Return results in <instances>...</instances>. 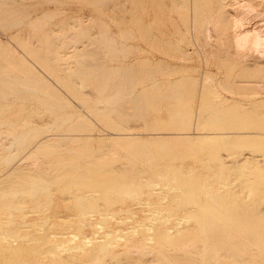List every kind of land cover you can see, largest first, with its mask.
<instances>
[{
	"label": "rangeland",
	"instance_id": "rangeland-1",
	"mask_svg": "<svg viewBox=\"0 0 264 264\" xmlns=\"http://www.w3.org/2000/svg\"><path fill=\"white\" fill-rule=\"evenodd\" d=\"M235 1L0 0V61L6 60L5 58L7 52L9 50H13L16 51L19 55V58H21L20 65L23 67V69H16L15 67L10 65L6 67L4 73L10 74L13 77L20 76L23 78H28L27 72L30 71L44 81V87H49V91L47 90V88H36L37 93L34 91L32 93L28 91V88H26L25 84L18 83L14 88H12L11 86L3 85L0 82V89L3 88L7 91L6 94H0V121L4 120L2 115L7 112H11V114L14 116V121L16 119H18V121H23L20 119L21 116H23V114L25 113H28L29 116L27 117V121L31 120L33 121V124L38 126V128H36L32 132L33 135L37 136L40 134L45 135L47 134V132L49 133V128L56 127V121L52 117L56 116L57 114H60L62 116L61 119L58 120V122L63 123L66 121L64 123L66 126L73 123L75 118L82 119L87 126V130H85L83 133L88 134L87 136H89V139L76 140L75 142H72V146L75 152L81 153L82 155L77 156V159H81L83 162L86 161L85 164H93L92 166H95V168L84 171H67V176H65V178L59 177L56 179V182H54L53 184V188L57 189L60 185L62 186L68 182H72V184H75L82 178V176H72V174H84L88 179L83 182L81 189L88 188L89 191L86 194V199L84 198L85 202H87L86 200H88V202L90 201L89 203H91L93 200H101L104 196L103 185L105 183H110L114 180L123 179V177L128 176L125 171L124 164H129V162L133 160L130 158L131 156L132 158L134 157V159H136V154L137 159H143L146 156V158H144L142 162H145V164L147 163L149 166H146L145 164L141 166H145L144 169L146 168L150 173H154L158 170L160 171L161 169L164 171L168 169V172H165L169 177H173V181L171 180L169 181L170 183L168 182L169 185L166 184L163 186L162 192H160V194L154 195L151 198H149V196L146 194L138 197L143 203L141 205H138V208L135 204L134 207L136 209H149L152 206L150 204H145L146 200H159L161 203L160 206L163 208L162 215H168L176 218L178 216L184 217L186 215H200V209L202 207H204L202 209L211 207L212 203V207L218 206L216 208H222L224 206L226 207V209H231V211L233 209L232 212L235 211V208L239 209L241 207L244 209L246 208L247 210H251L252 208H260L262 212L259 214V216L257 214L256 215L258 217H262L260 218V222L263 223L262 225L264 226V200L262 199L264 197H261L259 195V191L258 193L256 192L258 189H261L260 191L263 190L264 192V183L262 182L264 181V178L261 177L262 174L264 177V160L260 161L261 163L254 164L253 168L248 170V173L251 172L250 176H248L249 174L247 172V174L242 173L243 175L237 173H235L236 175H233L234 172L231 174L229 171L228 173L231 174V176L229 175L230 177L227 176L226 178L229 177V179L231 180L227 182L224 180L226 183L229 182L227 184L228 186L224 184L223 181H221L223 180L222 178H220V180L216 177V172L220 171V169H218L219 167H211L219 161V157H223L225 161L228 159L226 161L228 162L230 156L228 157L227 155H231V152H233L232 150L235 151L239 149L238 147H242V149L247 146L251 147L248 150L246 149V151H242L244 153L252 152L258 154L257 152H260V155L264 154V147H258L259 144L264 143V125H262L264 123L263 51H261V53L257 52V48H253L255 50H248L245 48V50H241L240 48L242 47L238 45L239 42L237 43V38H235L232 34L233 27L231 26L233 24L235 15H240L239 12H241V16L243 15L244 17L247 15V17H244L243 20V22L245 21L243 23V29L247 27L246 29L264 30V0H240V7L237 6L238 4L233 3ZM241 1L243 5L240 4ZM246 4L248 5V9L246 7ZM28 14L30 16H27L28 18H26V15ZM209 18H213V20H215L213 21ZM205 20L210 21L208 24H206L207 22ZM203 23H205L206 25ZM202 26L205 30L201 28ZM256 26L257 28H259L257 29ZM87 47H90L89 50L85 49ZM97 47L98 50L96 51ZM86 50L88 52H86ZM98 56L99 58L101 56V58L99 59ZM88 61L91 63V65ZM92 62H94V65H92ZM82 66H84V76L83 74L76 75V70L78 71ZM101 66H103L104 70H108L109 73L107 86L105 87L108 91L114 86V83L116 84L119 82H117V80L121 79V77L124 76L126 72L130 71L128 72V74L130 73V75L135 76V81L132 86L133 94L129 97L135 96L138 93L140 95L142 94L141 92H143V94H150L154 96L157 94L156 96L159 99L161 97L163 98L159 100L155 96L154 98L157 99H153L152 101H150V103L149 101H147L146 104L148 105H146V112L148 116L145 112L146 115L142 114V118H140L142 112L140 108H138V110L141 111H139L140 115L135 114L133 116H130V120L128 119L125 112H123L126 115L124 116L121 108H119V110H121V113H118V108H111L107 111V101L103 100L106 98H104L103 93L98 90L97 86L99 77L98 75L96 76V73H98L102 69ZM78 67L79 69H77ZM151 67H154V69L152 70ZM69 81L75 82L77 84L70 85L68 84ZM155 82H157V85H153V83ZM181 82H185L184 84H186L185 86H187V88L185 86L183 87V84ZM84 83L85 86L88 87H85ZM72 88H77V90ZM81 89L84 91L82 92ZM87 89H89V91ZM183 92L186 93L184 94ZM129 97H127V99H129ZM25 106L28 108L25 109ZM177 108L178 110H176ZM171 110H175V112L171 113ZM180 110H182V115H180L181 118L178 117L177 119H173V114L175 115V113H178ZM185 111H187V114H184ZM212 114H216L215 117H217L218 115L221 119L218 117L215 118L214 116H212ZM229 114L232 115H230L231 118ZM249 114H251V116ZM119 115L123 117L118 118ZM145 116H147L148 120ZM204 116L206 120L204 119ZM124 117L127 118V120L130 122H128ZM207 118L212 119L208 120ZM257 118L259 120H257L259 122L257 123L262 128L257 126L258 124H253L255 123ZM125 120L127 121V124L125 125L129 126V128L127 130L123 129V134L127 135H124L122 140L118 141L119 143H117L116 145L117 140H115V142L112 141L114 140L113 137L116 133H120V131L122 132V129L118 128L123 127L122 125L124 124L121 122L125 123ZM233 120L235 122L237 121L238 123L236 128V123L233 124ZM249 120L251 122H249ZM260 120H262V124L260 123ZM229 121H232L230 125ZM239 121L242 122L240 123ZM151 122H153L152 126ZM165 122L168 123L169 126L166 125ZM199 122L202 123V127H200V129L203 128L202 130L204 131L208 130H205L207 124V126L211 124V127H218L216 130H218L219 128L221 130L220 126L225 124L224 127L222 126V130L228 129L231 131V129L237 130L239 128V131L252 130V132L254 133H252L253 136L252 139L250 138L251 140L249 139V137L246 138L248 139V141L239 137L237 138V142H235L236 140H233L234 142H232L231 140L227 143L225 142L226 145L229 144V146L225 145L227 148H230L231 145H233V147L235 146V149H233V147L231 146V148H228L227 151L226 148H224V141L220 138H214L213 141H217H215L214 143L212 140H209L210 138L208 137H206V140L205 138L200 139L202 138L200 137V133L204 131L201 130V132L197 129L199 128L198 126H200L197 124ZM204 122L208 123L205 125ZM47 123L49 124L48 126ZM163 123H165V125H160ZM186 123H189V127L191 128L186 127ZM226 123L230 127L226 126ZM44 124H46V126ZM232 125L235 129L231 128ZM147 126H150L152 129ZM154 126L157 127H155L156 130L154 129ZM163 126L169 127V133L168 131H166L167 133H165L164 130L166 129H164ZM173 126L177 127V129H173ZM8 127L12 128L13 126L11 125ZM19 127L20 126H18L17 124L16 126L14 125L13 131H15L16 133ZM157 129L162 130H160V134L158 133ZM171 129H173V133H171ZM255 129H257V131ZM175 130H179L180 133L179 131L177 133ZM197 130L199 132H197ZM258 130L260 131V133ZM50 132L57 133L59 132V130H53ZM255 132L257 133V135H255ZM197 133L198 140L195 139V134L197 135ZM168 134L169 136L174 134L171 136V140L170 137L167 136ZM182 134L186 135L187 137L190 134L191 140L193 137V139L196 141H191ZM180 135H182L181 137L183 140L184 138H186V141H183ZM254 135H259V138L263 139H260L258 142L257 139L259 138L254 137ZM161 136H163L164 138L168 137V141L166 142L165 140H167V138L164 139ZM148 137H154L152 139L153 142L151 141V139L149 141L150 143L152 142V145L150 144L151 146H149L148 141H146L148 140ZM158 138L160 139V142H158ZM240 138L243 139L241 140V142H239ZM7 139L8 138L5 136L4 140L6 141ZM255 139L257 142L255 141ZM161 140L164 142V144ZM172 140L173 143H171ZM177 140H179V143ZM261 140H263L262 143ZM122 141L123 144L122 146H120L119 144L122 143ZM124 141H127V143L129 144H125ZM168 142L169 145L166 144ZM154 143L156 145H154ZM177 143L179 145H177ZM211 143H213V145H215L216 143L217 147L219 146V144H221V149L223 148V152L221 151L219 153V151L221 150L219 146V156L216 152L218 149L212 150L213 154H211ZM124 144L125 146H123ZM159 144L160 146H158ZM189 144H192L191 147ZM200 144L201 146H199ZM206 144L209 145V148ZM186 145L188 146V148L186 147ZM61 146L64 147V150ZM65 146L64 144L54 141L50 144L45 145L39 152L38 157L42 161H47L54 155L59 154L60 151L58 150L61 149L62 151H65ZM113 146H115V149L116 146L119 147L120 152H122L121 157H119L122 160H120L119 158H113L112 160V157H110L111 155L109 156V154H111L110 152L114 149ZM197 146L202 148V150L204 151L202 152L203 154L201 153V150L197 149ZM252 146H257V150L254 151L252 149ZM203 147H205V150ZM213 147L214 146H212L211 148L213 149ZM152 149L153 153H151ZM260 149H262L263 152ZM194 150H196V152ZM239 150H241V148ZM101 151H104V153ZM136 151L139 153H137ZM142 151L144 153H142ZM148 151L152 156L149 157L150 153ZM224 151L230 154H227ZM127 153L130 155V157ZM207 153L209 154V156L206 157V155H208ZM215 153L216 155H214ZM139 154L143 157L140 158L141 156ZM200 155L201 157H199ZM104 156L106 158H104ZM126 156L131 160L126 159ZM214 156H216V158L218 159H216ZM2 157L3 154H0V161H2ZM24 157L25 160L28 161V163H31L33 161V159L32 161H30L31 159L29 154H25ZM210 157L214 158L211 160ZM104 160L107 161V163L110 162V164L112 160V163H114L115 166L117 165L121 169H123L121 170L119 167H117L116 169L118 170H114L115 172L105 168L101 169V167L105 165L103 162ZM118 160L122 162H119ZM100 162L101 164H103H100L99 168L97 167V165H99ZM149 163H152L154 165L151 166V164ZM121 165L123 167H121ZM229 165H231V167L235 166L230 161L225 166L228 167ZM259 165L263 168H260ZM259 170H263L261 175ZM39 173H41V171H35L32 173V175H35L34 177H36L39 175ZM255 173H257V175ZM244 174L248 177V179H246L247 182L249 180L248 183H246V181H242V183L240 182V179L243 177L238 179L240 176H244ZM238 175L240 176L238 177ZM147 176H143L142 179L144 181L142 182H146ZM193 176H197L195 182L191 181L192 178H194ZM205 176L209 178L205 180L202 179L201 181L198 180L200 179V177L204 178ZM175 177H177V180L175 179ZM187 177L188 180H186ZM15 178L20 179L21 176L19 177V175H16ZM182 178L183 181L186 182L183 183V181H181ZM255 178L260 180L262 178V180L252 181ZM193 180H195V178ZM199 181L200 183H198ZM250 182H253L254 184H251ZM162 183H164V180H162ZM196 183L197 185L199 184V189L196 187L197 185L195 186ZM256 183L260 184L258 185ZM177 184H179L178 187L175 186ZM191 185H194V190L191 189ZM257 185L259 186V188L257 187ZM170 186L173 189H171ZM174 186L177 188L176 190L174 189ZM202 186H206L207 188L211 187V189L213 188V190H217L219 187H221V191L215 198L211 197L209 199V202L207 201V198L204 194H199L200 200L199 203L196 202L198 203L197 205L195 202H188L186 200L187 198H184L188 197L190 192L196 191L197 189L199 192H201V190H203ZM252 186L255 188L252 189ZM200 188L202 189L200 190ZM61 189L62 187H60L58 191ZM251 189L252 191L255 189L257 190L252 192ZM234 191H237L235 192L236 194H233ZM185 192L186 194H184ZM263 192H261V195H264ZM253 193H257V196L261 197L260 199H262V201L258 198L259 201H261V204H259L260 202L258 201L257 196L253 197ZM59 194H61V197H58L57 199L54 198V201L49 205L40 208L36 213H31V220L38 221L39 219L40 221H42L43 218L48 217L52 223L48 227L45 226L46 228L41 231L36 230L38 226H33L29 231V234L31 235L30 237H37L40 239L43 232H48V230L58 231L59 228L56 223L62 217H77V215L75 214H78V212H76L78 210V207L75 205V200L68 198L70 194L63 192L61 193L60 191L57 192V195ZM164 194L167 195L163 196ZM181 194L184 197H181ZM221 194L224 195L222 196ZM173 195L175 197H173ZM219 195H221L222 197ZM220 197L221 199L219 201ZM178 198H181L179 199V203H181L180 205L178 203ZM251 199H254L257 203ZM232 200L236 202L232 204ZM193 203H195V205H192ZM200 203H202L201 206ZM249 203H252L250 205L256 204L257 206V204H259L260 206H257L256 208L255 206H252V208L249 209V207H251H248ZM244 204H246V206ZM44 209L46 210L44 211ZM192 210L195 211V214ZM40 211L44 212L40 213ZM145 213L146 212L141 211L138 212L140 217L145 215ZM234 213L231 214L236 215V213ZM122 214L124 213H121V215ZM237 214L240 215V213ZM189 224L193 225L194 220H191ZM249 225L251 224L249 223ZM257 229L255 230V233L253 235L254 237H252L254 238V240L261 238V236L258 235ZM248 230L249 229L245 230L246 232L244 230L240 232L237 231L233 237L236 240L240 239V241H243L245 239L244 241H248L247 235L249 232H251V230ZM86 231L89 230L86 229ZM150 232L154 233V229H152V231L150 230ZM242 232L247 233V239L243 237L244 233ZM260 232L261 231H259V234ZM238 233H240L241 236H239ZM248 248L252 249L257 247L255 245H252L251 247L248 246ZM148 254L146 256L144 254V256H148V258L152 259L156 258L155 253L149 254L150 257ZM136 256L139 255L136 254ZM225 259L227 258L225 257ZM225 259L223 260V262L227 261ZM157 264H159L158 261ZM187 264H192V262L190 261Z\"/></svg>",
	"mask_w": 264,
	"mask_h": 264
},
{
	"label": "bare ground",
	"instance_id": "bare-ground-1",
	"mask_svg": "<svg viewBox=\"0 0 264 264\" xmlns=\"http://www.w3.org/2000/svg\"><path fill=\"white\" fill-rule=\"evenodd\" d=\"M239 2H240V0H236L233 3H236V4H238L237 6H239ZM101 4H103V3H101ZM240 4H242V1ZM248 4H250V3H248ZM239 7H238V9H239ZM246 7L248 9V5ZM243 10H244V8H243ZM239 13H240V15L239 14L235 15V17L233 19V24L231 25L233 27L232 34L235 38H237L236 41H237V43L239 42L238 45H240L242 47V48H240V47L239 48L241 50L242 49L243 50H245V49H248V50L251 49L252 50L253 48H255V49L257 48L256 51L260 52V53H261V51H263L262 54L264 55V30H262V29L261 30L260 29L259 30L246 29L247 28L246 26H245L246 28L244 27L245 29H243V25H244L243 23L245 22V21L243 22V20H244V17H247V15L243 17V15L241 16V12H239ZM243 13H244V11H243ZM27 16L29 17L30 15L29 14L26 15V18H28ZM209 19L213 20V18L212 19L209 18ZM246 20H247V18H246ZM205 21H203V22H205ZM209 21H206L207 22L206 24H208ZM211 23H212V21H211ZM203 24H205V23H203ZM201 28L204 29L203 26ZM256 28H257V26H256ZM94 46H92V47H94ZM89 48L87 47L85 49L89 50ZM255 49H253V50H255ZM259 49H260V51H259ZM87 50H86V52H88ZM97 50H98V47L96 48V51ZM261 55H259V56H261ZM4 58H5V56H4ZM98 58H99V56H98ZM100 58H101V56H100ZM5 59L6 60L0 61V82H1V84L5 85V86L6 85L11 86L12 88H14L16 86V84L22 83V84H25L26 88H28V91H30L32 93H33V91L34 92L37 91L36 88H47V90L49 91V89H48L49 87L43 86L44 81L40 77L31 73L30 71L27 72L28 78H23L20 76H14L13 77L10 74L4 73V71L6 70V67H8L10 65L15 67L16 69H23V67L20 65L21 58H19V55L16 51H13V50L10 51L9 50L7 52ZM90 62H91V60H90ZM93 63L94 62H92V65H94ZM90 65H91V63H90ZM101 67H102V69L98 73H96V76L98 75V77H99V79H98L99 81L97 82V86H98V90H100V92L103 93L104 98H106V99H103V100L107 101L106 105H108V106H106V108H107L106 110L108 111V109L110 110L111 108L112 109L118 108V110H119V108H121L122 113L125 112V114H127V117L129 120L131 119L130 116H133L135 114L138 115L139 111L141 110L142 112L140 111L141 112L140 118H142V114L144 115L146 112V109H147L146 105H148V104H146V102L149 101V103H150V101H152L153 99H157L158 98L156 96L157 94L155 95L157 98H154L155 97L154 95L143 94V92H141L142 94H140V95L138 93L135 96L129 97L130 95L133 94L132 86H133L134 81H135L134 80L135 76L130 75V73L128 74V72H130V71L126 72V74L124 76H122L121 79L117 80V82L119 81L118 83H116V84L114 83L115 87L113 86L111 89L108 88L109 89V91H108L105 87L107 86V80L109 78V73H108V70H104L103 66H101ZM131 68H133V67H131ZM151 68H150V70H151ZM77 69H79V67ZM153 69H154V67L152 68V70ZM132 71H134V70H132ZM75 73H76V75L83 74V76H84V74H85L84 66H82L81 69H79L78 71L76 70ZM85 83H84V86H85ZM156 83L157 82L153 83V85ZM184 83L185 82L182 83L183 87L186 85ZM68 84L74 85L77 83L69 81ZM172 84H173V82H172ZM81 86H83V85H81ZM85 87H88V86H85ZM185 87L187 88V86H185ZM72 89L77 90V88H72ZM87 90L89 91V89H87ZM83 91L84 90H82V92ZM79 92H80V90H79ZM6 93H7L6 90H4L3 88L0 89V94H6ZM85 94H87V93H85ZM127 97H129V99H127ZM161 98H163V97H161ZM159 100H157V101H159ZM3 107H1V108H3ZM26 108H28V107L25 106V109ZM138 108H140V110H138ZM102 109H104V108H102ZM121 110H119L118 113H121ZM137 110H138V113H137ZM172 110H171V113L175 112V110L174 111H172ZM176 110H178V108ZM186 112L187 111H185L184 114H187ZM213 113H215V112H213ZM125 114H124V116H126ZM146 114H147V112H146ZM180 115H182V110H180L178 113L176 112L175 115L173 114L172 118L173 119H175V118L177 119L178 117L181 118ZM215 115L212 114V116H214V117H215ZM230 115L231 114H229V116ZM249 115L251 116V114H249ZM28 116H29V114L25 113L20 118L23 121H18V119H16L14 121V116L11 114V112L10 113L7 112L4 115H2L4 120L0 121V152L2 151L0 154H3L2 161H0V264H157V261L159 262V264H174V263H176V264H187L190 261L192 262V264H264V226L262 225L263 223L260 222V220H261L260 218H262V217L261 216L258 217L262 211L260 210V208L259 209H253L252 208V206L253 207L255 206V208L257 206H260L259 204H261L262 199L264 200V198L260 199L262 196L264 197V195H261L262 194L261 192H263V190L260 191L261 189L260 190L255 189V190H257L256 191L257 193L259 191V195L261 197H258L257 193L254 194L255 192L253 193V195H254L253 197L257 196V199L259 198L261 201H259V199H258V201L260 203L257 204V206H256V204L250 205L255 201L254 200L255 198L251 199L254 201L252 203H249V205L247 204L248 207L251 206V207H249V209L252 208L251 210H247L246 208L244 209L242 207L241 208L238 207L239 209H236L235 208L236 206L233 207V208H235L234 212L236 213V215H232L234 213V212H232L233 209L231 211V209L230 210L226 209V207H224V206L222 208L221 207L216 208L218 206L215 205L216 207L213 206L214 207L213 208L212 202H211L212 203L211 207H206L205 209H202V208H204V207H202L201 208L202 210L200 209V212H201L200 215H196L195 211L192 210V211H194L193 213L195 214V216L194 215L187 216L185 214L186 216H184V217L178 216L176 218H173L172 216H168V215H162L163 208L160 206L161 203L159 200H153V201H151V200L147 201L146 200V203L145 202L144 203L150 204L152 206L151 208H149V209H136L134 207L135 204L137 205V208H138V205H141L143 203L141 201V199H139L138 197H140L143 194H146L149 196V198H151L154 195L160 194V192H162L163 186L166 184L169 185V183H170L169 181H171L173 179V177H169L168 174L165 172L168 169L165 171L161 169L160 171H163V172H160L158 170L155 172L153 171L154 173H150L149 170H147L146 168L144 169L145 166H143V167L141 166V165L145 164V162L143 163L142 160H144V158H146V156L143 159H137V157H136L137 155L135 154L136 159H134V157L133 158H132V156L130 157V155L127 153L128 156L133 160L131 162H129V164H124V163H121V164H124V168H125V171H126L128 176L123 177V179L114 180L110 183H105L103 185L104 186V188H103L104 189L103 190L104 196L102 197L101 200H95V201L93 200L91 203H89L90 201L88 202V200H86L87 202H85L84 198L86 199V197H87L86 194L89 191H88V188H84V189H81V188H82L83 182L88 179L86 175H84V174L73 175L72 174V176H82V178L75 184H72V182H68V183L61 186L58 183L60 186L58 185L59 188H57V189L53 188V184H54V182H56L57 178H59V177L65 178V176H67V174H66L67 171H71V172L77 171V170H83L84 171V170H90L92 168H95V166H92L93 164L92 165L85 164L86 161L83 162L81 159H77V156H82V155H81V153L75 152L74 148L72 146V142H75L76 140L89 139V136H87L88 134L83 133L85 130H87L86 123L80 118H75L73 123L66 126L64 124L66 121L63 123L58 122V120L61 119L62 116L60 114H57L56 116L52 117L56 121V123H55L56 127L49 128V133L47 132V134H45V135L40 134V135L35 136L32 134V132H33V130L38 128V126L33 124V121H31V120L27 121ZM147 116H148V114H147ZM147 116H145L146 119H147ZM212 116H210V117H212ZM231 116H230V118H231ZM250 116H248V117H250ZM252 116H254V115H252ZM120 117H123V116L119 115L118 118H120ZM217 117L220 118L218 115H217ZM217 117H215V118H217ZM124 118H122V119H124ZM125 119L127 120V118H125ZM204 119H205V116H204ZM211 119L212 118H210L208 120H211ZM126 120H125V123L124 122H121V123H123L124 125L127 124L126 122L128 120L127 121ZM216 120H219V119H216ZM257 120H258V118L256 119L255 123H253V124H255V125L258 124L259 120L258 121ZM118 121H121V120H118ZM122 121H124V120H122ZM202 121H204V120H202ZM46 122H48V121H46ZM46 122H44V123H46ZM128 122H130V121H128ZM217 122H219V121H217ZM229 122L228 123L230 125L232 123V121H229ZM249 122H251V121L249 120ZM261 122H262V120H260V123ZM152 123L153 122H151V126H152ZM165 123L160 124V125H165ZM200 123L201 122L197 123L200 126L197 125L199 128H197V126H196V128L201 131L203 128L200 129V127H202V123L201 124ZM207 123L204 122L205 125ZM235 123H236V126L235 125L234 126L236 128L238 123H237V121L236 122L234 121L233 124H235ZM16 124L20 127H19V129H17V131L15 133V131H13V129H14V125L16 126ZM149 124H150V122H149ZM211 124H212V121H211ZM11 125L13 127L9 128L8 126H11ZM44 125L46 126V124H44ZM48 125L49 124L47 123V126ZM124 125H122L123 127L118 128V129H122V132L121 131H120V133L115 132L116 134L113 137L114 140H112V141L115 142V140H117L116 145H117V143H119L118 141L122 140L124 135H127V134H123L124 133L123 129L127 130L129 128V126H126V125L124 126ZM160 125H159V127H160ZM166 125H168V123H166ZM207 125H206L205 130H207V129L208 130L207 131L202 130V131H204V132L201 131L202 133H200L201 134L200 137H202V138H200V137L199 138L200 139L205 138V140H206L207 139L206 137H208V138H210L209 140H212V141L214 140V138L215 139L220 138L224 141V142L222 141L224 146L226 145L225 142L227 143L230 140L232 142H234L233 140H236L235 142H237V138H239V137L243 138L244 140L248 137H249V139L250 138L252 139V136H253L252 133H254V132H252V130L245 129L248 131H244V130H241V128H240L241 131H239V128L237 130H232L231 128H233V125L230 128L231 131L228 129L226 130L224 128H223L224 130H222V126L224 127L225 124L220 126L221 130H220V128L218 130H216L218 128V127L215 128L216 126L211 127L212 125L211 126L210 125L207 126ZM229 125H227V123H226V126H229ZM262 125H264V123ZM168 126H163L164 129H166V130H164L165 133H167L166 131H168V133L170 131ZM176 126H177V124H176ZM257 126L261 127L259 124ZM147 127L151 128L150 126H147ZM155 127L156 126H154V129H155ZM170 127H172V126H170ZM173 127H174L173 129H175V128L177 129V127H175V126H173ZM186 127L191 128V127H189V123L188 124L186 123ZM229 127H227V128H229ZM243 127H244V125H243ZM235 128H233V129H235ZM173 129H171V133L174 132ZM53 130L54 131L59 130V132H57V133L56 132H50ZM160 130H158V133L162 131V130L161 131ZM182 130H183V128H182ZM198 130H197V132H199ZM255 130L257 131V129H255ZM175 131L178 133L179 130L178 131L175 130ZM179 133H180V131H179ZM185 133H187V132H185ZM259 133H260V131H259ZM110 134H112V133H110ZM150 134H152V133H150ZM190 134L188 136L189 138L186 135H183V134L182 135L187 137V139L191 140ZM152 135H154V134H152ZM161 135H164V134H161ZM172 135H174V134H172ZM177 135H179V134H177ZM182 135H180V137ZM255 135H257V133ZM255 135H254V137H258V138L260 137L259 136L260 134L258 136H255ZM5 136L8 138L6 141L4 140ZM167 136H169V134ZM171 136H169L170 140H171ZM195 136H196L195 139H197L198 133H197V135L195 134ZM161 137H163V136H161ZM153 138H149V137L147 138L148 140H146V141H148L149 146L152 145V142H153L152 139ZM166 138H167V140H165V141L167 142L168 137H166ZM166 138H164V139H166ZM241 138H240V140L238 139L239 142H241V140H243ZM91 139H92V137H91ZM150 139L152 141L151 143L149 142ZM172 139H173V137H172ZM181 139H182V137H181ZM185 139L186 138H184V140ZM256 139H255V141H256ZM260 139H263V138L257 139L258 142ZM157 140H158V142H160L159 138ZM170 140H169V142H170ZM192 140H194L193 137H192ZM54 141H57L61 144H64V146L66 145L65 151H62L60 149V150H58V151H60L59 154L54 155L53 157H51L47 161H42L38 157L39 152L42 150V148L45 145L50 144ZM177 141L179 143V140H177ZM195 141L196 140H194V142ZM215 141H213V143ZM246 141H248V139H246ZM169 142L166 144L169 145ZM242 142H244V141H242ZM262 142H263V140H261V143ZM124 143L129 144V143H127V141H124ZM155 143H154V145H156ZM162 143L164 144L163 141H162ZM171 143H173V140ZM178 143H177V145H179ZM213 143H211L212 144L211 147L212 146L215 147L216 143H215V145H213ZM219 143H221V142H219ZM122 144H123V141L119 145L122 146ZM125 144L123 146H125ZM191 145H190V147H191ZM206 145L209 148V145L208 144H206ZM227 145L229 146V144H227ZM118 146H116V149H115V146H113L114 149L110 152L111 154H109V156L111 155L110 157H112V160H113V158H117V159L119 158L120 160H122L120 158L122 152H120ZM158 146H160V144ZM199 146H201V144ZM219 146L218 147L221 149V144H219ZM226 146L224 148H226V150H227L229 147L227 148ZM231 146L233 147V145H231ZM231 146H230V148H231ZM61 147H63V146H61ZM186 147L188 148L187 145H186ZM205 147H203L204 150H205ZM211 147H210L211 154H213L212 150L218 149L216 151L217 155H218V151L220 149L217 147V145L215 148L213 147V149ZM247 147H244L245 149L244 148L242 149V147H238L239 149L241 148V150L237 149L240 153L237 150H235V151L232 150L233 152H231V155H227L228 157L230 156L229 161L231 163H233V165H235L234 167H231V165H229L228 167L225 166L229 161L226 162L228 159L225 161L223 159V157H221V158L219 157V161L217 160L218 162H216L215 165L211 166L212 168H218L219 167L218 169H220L221 172L220 171L216 172V177L219 179L222 178L223 180H221V179L220 180L223 181L224 184L227 185L229 183V182L228 183H226V182L231 180V179H229V177L231 176V174L233 172H234L233 175L235 173H237V174H242V173H246V172L248 173V170L252 169L254 164L261 163L260 161L264 160V154L260 155L259 154L260 152H257L258 154H255L252 152L251 153L242 152L244 150L246 151V149L248 150L251 148L250 146L248 148ZM258 147L263 148L264 143L259 144ZM111 148H112V146H111ZM149 148H151V147H149ZM197 149L201 150V153L204 152L202 150V148H200L198 146H197ZM222 149L219 151V153L221 151L223 152ZM233 149H235V146L233 147ZM252 149L254 151H256L257 146L256 147L252 146ZM63 150H64V147H63ZM149 150H151V149H149ZM191 150H192V148H191ZM206 150H208V149H206ZM260 150H262V149H260ZM194 151L196 152V150H194ZM101 152L104 153V151H101ZM140 152H141V150H140ZM247 152H249V151H247ZM262 152H263V150H262ZM137 153H139V152H137ZM142 153H144V152L142 151ZM142 153H140V154H142ZM151 153H153V149H152ZM151 153H150L149 157L152 156ZM225 153H227V152H225ZM25 154L30 155V159H31L30 161H32V159H33V161L31 163L30 162L28 163V161L25 160V157H24ZM99 154H101V153H99ZM227 154H230V153H227ZM83 155H85V154H83ZM102 155H104V154H102ZM214 155H216V153ZM124 156H125V154H124ZM140 156H141L140 158L143 157L142 155H140ZM207 156H209V154L206 155V157ZM199 157H201V155ZM214 157L216 158V156H214ZM214 157H210L211 160ZM104 158H106V157L104 156ZM107 158H109V157H107ZM130 158L127 157L126 159L131 160ZM202 158H204V157H202ZM126 159H124V160H126ZM216 159H218V158H216ZM105 160L103 161L105 165L103 167H101V169L105 168V169H108L111 171H114V170L117 171L118 170L116 168L119 166H117V165L115 166L114 163H112V160H111V164L113 166L110 164V162L107 163V161H105ZM120 160H118V161L122 162ZM182 160H183V158H182ZM97 164H98V162H97ZM100 164H101V162L99 163V165H97V167L100 168ZM149 164H151V166H152L155 163L154 164L149 163ZM145 165L149 166L147 163ZM121 167H123V166L121 165ZM156 167H158V166H156ZM261 167L262 166H260V168ZM260 168H258V169H260ZM226 170H228V171H226ZM263 170H264V168H263ZM263 170H261V171L259 170L260 175L263 172ZM35 171H41V173H39L38 176L34 177L35 175L33 176L32 173ZM229 171L231 174L228 173ZM254 172H256V171H254ZM250 173H248L249 174L248 176H250ZM255 174L257 175V173H255ZM16 175L17 176L19 175V177L21 176V178L20 179L15 178ZM147 175H149V176H147ZM143 176L144 177L147 176L146 182H142V181H144L142 179ZM227 176H229V177L226 178ZM239 176L240 175H238V177ZM188 177H187V179L186 178L185 179L188 180ZM196 177H194L195 180H193L194 178H192L191 181L195 182L197 179ZM241 177H243L244 179ZM261 177L264 178L263 174ZM176 178L177 177H175V179ZM183 178L181 179V181H183ZM208 178L209 177L205 176L204 178L200 177V179H198V180L201 181L202 179L205 180ZM251 178H252V175H251ZM258 178H259V176H258ZM262 178H261V180H262ZM179 179H180V177H179ZM189 179H191V178H189ZM238 179H240L241 181L240 180L239 181L242 183V181H246V179H248V177L245 176V174H244V176H240ZM162 180H164V183H162ZM254 180L257 181L260 179L255 178L252 181H254ZM200 181L198 183H200ZM184 182H186V181H183V183ZM248 182H249V180H248ZM248 182L246 181V183H248ZM262 182L264 183V181H262ZM251 184H254V183L252 182ZM256 184L259 185L260 183H256ZM196 185H197V183L195 184V186ZM198 185L196 186L197 188L200 187ZM258 185H257V187L259 188ZM175 186L178 187L179 184H177ZM175 186H174V189L176 190L177 188ZM222 186H223V184H222ZM253 186H252V189L255 188ZM60 187H62V189H63V190L62 189L59 190L61 193L63 192V193L70 194V196L68 198L75 200L74 201L75 205L78 207V210L76 211V212H78V214H75V215H77V217H73V216L62 217L56 223L58 225V228H59L58 231L48 230V232L47 231L43 232L40 239L37 237H30L31 235L29 234V231L32 229L33 226H35V225L38 226L36 230L41 231V230H44L46 228L45 226L48 227L52 223L48 217L43 218L42 221H40L39 219H38V221H34V220L30 219V216H31V213H33V212L36 213L37 211H39L40 208L49 205L51 202L54 201V198L57 199L58 197H61V194L57 195V192H59L58 189H60ZM166 187H168V186H166ZM193 187H194V185H191L192 190H194ZM205 187H203V190H201L202 188H200L201 192L198 191L199 188L193 192L188 191V192H190L188 197H184L182 194L180 196L184 197L185 199L187 198L186 200L188 202H195V203L198 202L199 203V200H200L199 194L200 195L204 194L207 198V201L209 202L210 201L209 199L211 197L215 198L221 191V187H219L217 190H213V188L211 189V187L210 188H207V187L205 188ZM224 187H226V186H224ZM144 188H146V189H144ZM170 188H171V186H170ZM229 188H231V187H229ZM171 189H173V188H171ZM252 189H251V191H252ZM255 190H253V191H255ZM235 192H237V191H234L233 194H236ZM175 193H176V191H175ZM184 194H186V192ZM165 195H167V194H164L163 196H165ZM221 195L223 196L224 194H221ZM221 195H219V196H221ZM173 197H175V196L173 195ZM221 197L219 198V201H220ZM88 198H89V196H88ZM128 199H130V200H128ZM179 199H181V198H178V200ZM216 199H218V198H216ZM238 200H239V198H238ZM240 201H238V202H240ZM179 202H180V200L178 201V203ZM204 202H205V200H204ZM204 202H203V204H204ZM222 202H225V201H222ZM234 202H236V201H233V203L232 202L231 203L234 204ZM238 202H237V205H238ZM247 202H248V200H247ZM195 203H193L192 205H195ZM198 203H196V205ZM218 203H220V202H218ZM145 204H143V205H145ZM180 204L181 203H179V205ZM201 204L202 203H200V206H201ZM244 205L246 206V204H244ZM179 207H177V208H179ZM45 210L46 209H44V211ZM139 211L146 212V213H145V215L140 217L138 214ZM41 212L42 211H40V213ZM121 213H124V214L121 215ZM187 213H189V212H187ZM237 213H240V215H238ZM174 214H175V212H174ZM170 215H172V214H170ZM191 220H194L193 225L189 224ZM249 223L251 225H249ZM250 227H251V229H250ZM246 228L249 229L248 231L251 230V232H249L247 235L248 241H244L245 239L243 241H240V239L236 240L233 237L237 231H239V232L242 230L245 231V230H247ZM257 228H259L261 230H259ZM86 229H88L89 231H86ZM152 229H154V233L150 232V230L152 231ZM256 229L258 230V235H260L261 238L254 240V238H252V237H254L253 235H254ZM259 231H261L260 234H259ZM242 233H244V232H242ZM246 234L247 233H244L245 236L243 235V237H245L247 239ZM238 235L241 236L240 233H238ZM251 238L253 241L251 240ZM252 245H255L257 248H252V249L248 248V246L251 247ZM173 246H175V247H173ZM181 252H183V253H181ZM148 253L149 254L155 253L156 258L152 259V258H148V256L145 257ZM136 254L139 256H136ZM144 254H145V256H144ZM149 257H150V255H149ZM225 257L227 259H225ZM223 258L227 261L223 262V260H224Z\"/></svg>",
	"mask_w": 264,
	"mask_h": 264
}]
</instances>
